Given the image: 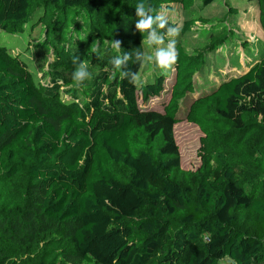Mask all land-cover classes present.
<instances>
[{
    "label": "trees",
    "instance_id": "obj_1",
    "mask_svg": "<svg viewBox=\"0 0 264 264\" xmlns=\"http://www.w3.org/2000/svg\"><path fill=\"white\" fill-rule=\"evenodd\" d=\"M139 2L0 0V30L21 31L41 11L45 31L39 80L0 45V264H264V54L190 103L204 145L199 168L184 169L174 126L205 56L177 44L169 102L142 109L138 92L160 96L170 69L134 85L110 63L120 40L141 73ZM143 2L155 15L196 0ZM248 2L264 27V0ZM227 29L210 30L211 50L228 44ZM74 58L92 73L79 86Z\"/></svg>",
    "mask_w": 264,
    "mask_h": 264
},
{
    "label": "rangeland",
    "instance_id": "obj_2",
    "mask_svg": "<svg viewBox=\"0 0 264 264\" xmlns=\"http://www.w3.org/2000/svg\"><path fill=\"white\" fill-rule=\"evenodd\" d=\"M193 8V11L188 10L181 3L176 2L170 8L163 6L162 13L180 27L176 45H183L190 53L204 54L206 60L204 71L194 75L192 83L194 90L188 93L187 98L181 104L178 112L179 122L174 126V136L180 148L182 167L195 171L201 165L199 151L204 145L202 141L204 134L197 124L188 119V106L199 95L207 92L213 86L212 82L223 79L229 73L238 74L246 66V61L251 55L264 54V27L260 21L258 5L248 0H215L208 5L196 0ZM37 14L36 19L38 20L41 11ZM196 16H201L206 21L204 23L197 21L192 29L184 31L186 21ZM36 19L34 24L28 23L18 32L0 30V45L26 62L33 77L39 80L41 74L35 64L34 46L42 40L45 31L44 26L38 24ZM224 28L231 30H226L227 35L232 34L226 39L228 44L222 42L220 49L211 50L210 30L216 31ZM168 39L165 37L164 46L167 45ZM242 44L250 49V54L243 49ZM147 51L149 49L144 44V52ZM242 59L244 65L241 62ZM159 70V67L153 63L143 64L139 74L140 80L145 81L148 74L153 75ZM175 70V65L169 70L170 74L165 80V91L160 96L143 102L141 93L138 92V100L142 109L163 111L171 98L170 91L175 80ZM226 264L231 263L227 261Z\"/></svg>",
    "mask_w": 264,
    "mask_h": 264
},
{
    "label": "clouds",
    "instance_id": "obj_3",
    "mask_svg": "<svg viewBox=\"0 0 264 264\" xmlns=\"http://www.w3.org/2000/svg\"><path fill=\"white\" fill-rule=\"evenodd\" d=\"M153 12L154 9L152 6L143 2V0L136 5V16L138 19L135 27L141 33H148L147 37L144 39V43L147 45L149 51H136L135 62H139L140 64L153 63L161 69H171L178 59L176 37L179 36L180 27L178 25L173 26L169 24L165 14L157 13L153 15ZM158 29H164V34H161ZM165 35L169 38L166 46H164ZM110 47L117 53L110 60L113 68L122 70V75L127 78L130 83L134 85L142 83L137 72H133L131 68L128 67L129 61L132 60V53L124 52L120 54V40H112L110 42ZM93 52L99 54V46L93 48ZM73 64L76 65V67L72 73V79L77 86L86 80L92 79V73L89 71L87 63L74 58Z\"/></svg>",
    "mask_w": 264,
    "mask_h": 264
}]
</instances>
